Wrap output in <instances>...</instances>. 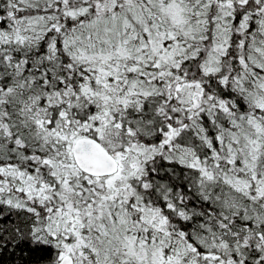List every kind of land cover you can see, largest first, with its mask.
Returning <instances> with one entry per match:
<instances>
[{
    "label": "snow or ice",
    "instance_id": "snow-or-ice-1",
    "mask_svg": "<svg viewBox=\"0 0 264 264\" xmlns=\"http://www.w3.org/2000/svg\"><path fill=\"white\" fill-rule=\"evenodd\" d=\"M0 264H264V0H0Z\"/></svg>",
    "mask_w": 264,
    "mask_h": 264
}]
</instances>
